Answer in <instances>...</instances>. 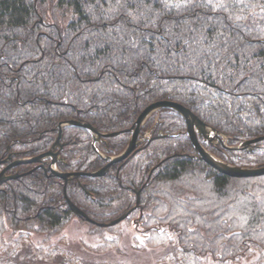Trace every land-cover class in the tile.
Wrapping results in <instances>:
<instances>
[{"label": "trees", "instance_id": "1", "mask_svg": "<svg viewBox=\"0 0 264 264\" xmlns=\"http://www.w3.org/2000/svg\"><path fill=\"white\" fill-rule=\"evenodd\" d=\"M161 100L226 135L228 146L200 137L226 163L264 166V139L237 148L264 137V0H0V160L47 150L58 123L75 118L114 132L96 145L119 153L138 114ZM148 127L153 138L118 173L115 164L66 191L33 164L18 166L19 177L0 188V264L81 263L46 245L75 218L65 194L96 222L139 199L112 226L80 217L116 235L98 251L117 249L122 226L131 225L136 246L165 248L170 264H264V175L230 177L199 159L172 109L158 110ZM63 132V171L106 163L90 132Z\"/></svg>", "mask_w": 264, "mask_h": 264}, {"label": "rangeland", "instance_id": "2", "mask_svg": "<svg viewBox=\"0 0 264 264\" xmlns=\"http://www.w3.org/2000/svg\"><path fill=\"white\" fill-rule=\"evenodd\" d=\"M210 134L214 137L212 144H220L217 141L219 137H215L212 132ZM220 136L222 135L220 134ZM222 139V145L228 146V137L225 135V137L222 136ZM121 230V241L117 249L110 248L104 251H98L97 248L102 245L104 239H111L116 235L109 231H105L101 235L96 230L90 228L85 222L73 218L63 227L61 232L54 236L46 245L51 244L52 247L57 246L60 249L69 251L81 261L79 264H170L169 261L163 260L166 253L165 248L140 249L138 248L139 243L136 246L137 242L134 237L140 240L141 238L134 230L133 226L125 225L122 226ZM10 235V229L5 231L4 237L2 238L3 241H8ZM42 238L43 237L32 236L34 242H38V240H42ZM38 264L67 263L65 259L56 258L55 261H42Z\"/></svg>", "mask_w": 264, "mask_h": 264}, {"label": "water", "instance_id": "3", "mask_svg": "<svg viewBox=\"0 0 264 264\" xmlns=\"http://www.w3.org/2000/svg\"><path fill=\"white\" fill-rule=\"evenodd\" d=\"M161 108L172 109V110L178 112L181 115V117L184 119L185 124H186V133L189 135V138H190V140H191V142H192V144H193V146H194V148L198 154L199 159L205 161L206 163H208L210 166H212L213 168H215L219 172L224 173L230 177L242 178V177H255V176L264 175V166L251 167V168L250 167L235 166V165L226 163L225 161H223L222 159H220L216 155L209 152L206 148H204V146L200 142L199 136H202L204 140H209L212 142L214 137L211 136L210 133L212 132L214 134V136H220L221 133L218 132L216 129L212 128L211 126H209L208 124H206L205 122H203L189 108L183 106L180 103L168 101V100H161V101L153 102L152 104L147 106L141 112V114L138 116V118L136 120V128H135L134 134L132 135V137L130 139L128 147L126 148V150L123 153H121L119 156L113 157L111 162H109L104 168L97 170V171H94V172H91V173H86V174L84 173L82 175L90 176V177L102 176V175H104V173L107 171L108 167L112 163L118 162V161H121L122 159H124L130 153V151L135 147L136 135L139 132V129H140L141 125L143 124L144 120L148 117V115H150L151 113H153V112H155ZM70 124L80 125L78 122L69 121V122H65V123L60 124V127L63 125H70ZM82 126L90 129L92 132H96L88 124H82ZM261 139H264V137H259V138H256L254 140L242 142L237 146V148H244V147L248 146L250 143L261 140ZM48 155H51V151H49L45 154H41V155L34 157V158L17 160L13 164L38 162ZM52 173L61 177L64 180H68L69 178L78 175V173H64L63 174V173L56 172L54 170H52ZM17 176L18 175L6 177L4 175V171H2L0 173V183H2L4 180H6L8 178H15ZM138 201H139V199L137 198L136 204L134 205L133 208H135L138 205ZM68 203H69L70 208L73 210V212L77 216L83 217L87 222H90V223L95 224V225L100 226V227L112 226V225L119 223L120 221L127 218L129 213L133 209L132 208V209L124 212L121 216H119L118 218H115L111 221L95 222L92 219H90L78 207H76L74 204H72L70 201H68Z\"/></svg>", "mask_w": 264, "mask_h": 264}, {"label": "flooded vegetation", "instance_id": "4", "mask_svg": "<svg viewBox=\"0 0 264 264\" xmlns=\"http://www.w3.org/2000/svg\"><path fill=\"white\" fill-rule=\"evenodd\" d=\"M149 106V105H148ZM146 108V107H145ZM144 108V109H145ZM143 109V110H144ZM142 110V111H143ZM160 110V109H159ZM141 111V112H142ZM141 112L138 114V116L141 114ZM155 113H158V110L157 111H155V112H153V113H151L150 115H148V117L144 120V122H143V124L141 125V127H140V129H139V132L137 133V135H136V139H135V147L130 151V153L124 158V159H122L121 161H118V162H114V163H112L109 167H108V169H107V171L104 173V175H102V176H97L98 178H100V177H103V176H105L106 175V173L111 169V167L113 166V165H115V164H117V173H118V171H119V169L125 164V162L127 161V160H129L130 159V157L145 143V142H147V141H149L150 139H152L153 138V136H151L152 135V133L150 132V129H151V127H148V128H146L144 131H143V128H144V126L147 124V121L150 119V117L153 115V114H155ZM138 116H137V118H138ZM137 118H136V120H137ZM136 120H135V122H134V124L127 130L128 132H129V141H128V143H127V145H126V147L122 150V151H120L119 153H116V154H113V155H106V154H104V152L102 151V147H98L97 145H96V142H98L100 139H102V138H105V137H109V136H113V135H115V133L113 132H111V133H104V132H101V131H99L96 127H94L91 123H89V122H83V121H81L80 119H77V118H75V119H68V120H65V121H62V122H59L58 123V126H57V134H56V136H55V139H54V141H53V143H52V145L47 149V150H45V151H43V152H41V153H39V154H37V155H34V156H26V157H24V156H17V154L16 153H14V152H10L8 155H7V157H5V158H3V159H1L0 160V173L2 172V171H4V175L6 176V177H8V176H13V175H18L17 177H15V178H8V179H6V180H4L2 183H0V188H1V186L5 183V182H7V181H9V180H11V179H16V178H18L19 177V171L17 170V167L18 166H20V165H25V164H33L34 165V168L35 169H41V170H43V172H44V174H46L47 176H55V177H57V178H59V179H61L62 181V185H63V189H64V191H66V187H67V185L68 184H70V182L73 180V179H76V178H78V177H88V178H96V177H90V176H85V175H82V174H86V173H91V172H94V171H97V170H100V169H102V168H104L109 162H111V160H112V158L113 157H116V156H119L121 153H123L125 150H126V148L128 147V144H129V142H130V139H131V137H132V135L134 134V131H135V128H136ZM69 121H74V122H78L80 125H76V124H70V125H63V126H61L60 127V124H62V123H65V122H69ZM82 124H88V125H90L96 132H92L90 129H88V128H86V127H84V126H82ZM69 126H75V127H80V128H83V129H85V130H87L88 132H90V134H91V137H92V146H93V148L95 149V151L106 161V163L102 166V167H100V168H98V169H96V170H94V171H90V172H82V171H63L61 168H60V164L62 163V162H64V160H63V156H62V151L64 150V148H65V145L66 144H68V142H66V141H63L62 140V138H63V134H64V132H63V129L65 128V127H69ZM222 136L223 137H225V135L224 134H222ZM222 136H218L219 137V139L217 140L218 141V143H220V144H223V139H222ZM200 137H202V136H199V140H200ZM216 137V136H215ZM202 139H203V137H202ZM204 140V139H203ZM205 141H208L209 143H211L212 144V142L211 141H209V140H205ZM201 142V141H200ZM202 143V142H201ZM203 145V144H202ZM225 145V144H224ZM250 145V144H249ZM248 145V146H249ZM226 146V145H225ZM247 147V146H246ZM105 150H109L108 148L107 149H105ZM49 151H51V155H48V156H46V157H44L42 160H40V161H38V162H31V163H20V164H13L15 161H17V160H20V159H29V158H34V157H37V156H39V155H41V154H45V153H47V152H49ZM61 162V163H60ZM52 170H54V171H56V172H59V173H78V175L77 176H74V177H71V178H69L68 180H64V179H62L61 177H59V176H57V175H55V174H53L52 173ZM133 190H135V192H136V194L138 195L139 194V191L137 190V189H133ZM65 200H66V203L68 204V206H69V203H68V201H70L71 202V200L67 197V195L65 194ZM72 203V202H71ZM72 204H74V203H72ZM75 205V204H74ZM76 206V205H75ZM70 207V206H69ZM77 207V206H76ZM80 209V208H79ZM72 210V209H71ZM81 210V209H80ZM73 211V210H72ZM81 211H83V210H81ZM84 212V211H83ZM85 213V212H84ZM73 214H74V216H75V218H77L78 220H80V221H82L81 220V218L82 219H84L83 217H79V216H77L74 212H73ZM86 214V213H85ZM87 215V214H86ZM88 216V215H87ZM89 217V216H88ZM80 218V219H79ZM90 218V217H89ZM85 220V219H84ZM86 221V220H85ZM87 222V221H86ZM96 222V221H95Z\"/></svg>", "mask_w": 264, "mask_h": 264}]
</instances>
